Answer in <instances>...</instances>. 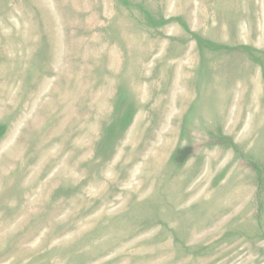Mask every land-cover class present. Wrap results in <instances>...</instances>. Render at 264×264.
<instances>
[{
	"label": "rangeland",
	"instance_id": "rangeland-1",
	"mask_svg": "<svg viewBox=\"0 0 264 264\" xmlns=\"http://www.w3.org/2000/svg\"><path fill=\"white\" fill-rule=\"evenodd\" d=\"M0 264H264V0H0Z\"/></svg>",
	"mask_w": 264,
	"mask_h": 264
}]
</instances>
